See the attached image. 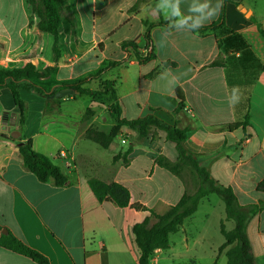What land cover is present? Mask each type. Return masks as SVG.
<instances>
[{"label": "crops", "instance_id": "1", "mask_svg": "<svg viewBox=\"0 0 264 264\" xmlns=\"http://www.w3.org/2000/svg\"><path fill=\"white\" fill-rule=\"evenodd\" d=\"M70 4L56 54L54 38L51 41L38 30L25 0H0V69L29 63L38 70L49 69L47 77L33 79L49 88L88 79L84 86L95 90L114 82L122 119L151 116L187 130L183 141L187 153L217 186L231 188L241 206L264 203V191L259 189L264 180V0L226 3L225 23L233 33L201 36L187 26L152 28L156 57L145 63L122 48L123 42L133 40L146 52L144 21L175 15L181 21L209 25L220 17L223 0H70ZM216 61L223 65H212ZM241 83L250 90V126L245 129L242 110L236 114L231 103L232 90H240ZM22 91L29 95L26 101ZM19 94L27 108L23 126L11 90L0 91V113L5 118L0 124V239L7 230L49 264H139L141 251L133 227L151 216L149 210L163 215L185 193L197 192V171L185 166L178 174L156 163L157 158L178 161L176 143L164 130L154 128L156 133L144 136L136 127L113 122L108 106L92 100L85 107L71 104L84 95L45 98L25 89ZM5 95L11 99L9 105L3 101ZM30 95L35 99L31 103ZM53 99L56 102L51 103ZM91 127L107 134L116 129L109 148L86 137ZM15 131L19 138L12 136ZM29 140L37 152L62 167L68 178L64 186L42 182L25 168L19 147ZM91 178L126 186L130 205L100 202L89 186ZM212 195L202 199L197 211L170 235L168 249L154 252L150 264H216L226 258L218 256L224 242L211 234V212L201 211L205 204L214 209ZM134 203L149 210L134 208ZM225 218L224 209L219 225ZM246 233L255 264H264V209L249 218ZM0 264L39 263L0 244Z\"/></svg>", "mask_w": 264, "mask_h": 264}, {"label": "trees", "instance_id": "2", "mask_svg": "<svg viewBox=\"0 0 264 264\" xmlns=\"http://www.w3.org/2000/svg\"><path fill=\"white\" fill-rule=\"evenodd\" d=\"M228 1L230 0H223L220 17L209 25H196L189 19L178 24L170 25V21L162 17L156 22L144 21L146 26L144 37L147 41L146 52L142 53L140 47L133 40L123 42L122 48L128 53H132L140 63H145L156 57L150 35L152 28L156 26L163 27L167 30L187 26L192 32L201 36L210 33H215L216 36L233 33L225 23V6ZM235 1L239 3L240 0ZM25 3L29 12L37 18L38 30L41 33L49 34L54 38L55 51L56 54H59L57 47L59 43L60 27L66 14L71 12L70 0H25ZM112 65H116V63ZM212 65H223V62L216 61L213 62ZM229 71L231 70L227 68L228 79H230ZM49 72V69L38 70L31 63L23 68H13L8 70L0 69V91L3 88H9L11 90L15 105L19 109L20 125H25L27 112L26 103L21 99L19 94L20 89L37 93L45 98H50V96L54 95L57 91L64 89L74 90L78 95L84 96H94L96 94L110 95L114 101L112 104V110L116 114V119L120 124H125L134 128L136 127L144 136L148 135L153 128L164 130L167 133L168 139L176 143L179 154L178 161L176 163H171L165 161L163 158H157L156 163L165 166L170 171L178 174L185 166L194 168L198 173L200 178V187L198 191L193 194L185 193L178 204L170 208L163 215H158L139 203L131 205L134 208L149 210L151 212L150 217H147L144 222L136 224L132 229L136 238V243L141 251L139 264H150V258L156 250L168 249L170 247V235L178 232L185 219L197 211L200 201L211 194L217 195L222 200L226 214V218L220 223V232L225 241L219 247L218 256L222 255L223 251L230 247L225 254L227 264H255V259L252 255L250 242L246 233V225L252 215L264 209V203L241 206L231 188L217 186L209 172L205 168L200 167L196 159L187 153L183 145V141L187 136V130H180L176 127L167 126L151 116L133 121L122 119L121 108L118 103L114 82H105V90L102 93H97L96 91L85 87L84 84L88 79L75 83L62 84L54 88L45 87L33 82L34 78L47 77ZM102 72L103 70H100L96 76L100 75ZM241 85L240 90H238L239 101L234 104V109L236 114L238 113L239 108L242 110L243 116L241 122L245 129L250 126V90L246 83H241ZM86 137L104 148H109L115 138L113 134H107L96 128H89L86 132ZM19 150L25 168L34 173L40 181H53L56 186H64L67 183L68 178L62 167L52 158L37 152L33 148L31 140L26 143H21ZM118 159L119 157L115 156L114 162L118 161ZM124 162L127 164V156L124 157ZM88 183L100 202L111 201L121 208L130 205L131 193L123 184L117 182L106 183L97 178L89 179ZM259 189L264 191V180L260 183ZM227 222H233L234 228L230 230L227 229ZM0 244L9 250L31 258L39 264H49L46 257L31 249L10 233L2 235Z\"/></svg>", "mask_w": 264, "mask_h": 264}, {"label": "rangeland", "instance_id": "3", "mask_svg": "<svg viewBox=\"0 0 264 264\" xmlns=\"http://www.w3.org/2000/svg\"><path fill=\"white\" fill-rule=\"evenodd\" d=\"M169 21H170V25H172V24H178V23H180V22H182L184 20L181 21V19L179 20L175 15H173ZM46 36H48L49 39H51V41H53V37L51 35L46 34ZM104 90H105V85L104 84H100L99 86L96 87V89L94 91H96L97 93H102V92H104ZM21 94H22V98L26 101V98L29 96V95H27L28 93L22 91ZM30 96H31L30 97L31 100H27L29 103H31L32 100H35L33 98L34 95H30ZM10 100H11L10 97H7L6 95L3 98V101L7 105L10 104ZM55 100L56 99H53V101L51 103L56 102ZM90 100H92L97 105L108 106L109 107L108 114L112 118V121L113 122H118L117 119H116V114L112 110V104L114 103V101H113V99L111 98L110 95H104V94L98 95V94H96L94 96H87V97L86 96H78V101L77 102H71V104H74V105H76L78 107H85L86 105H88L90 103ZM32 108H33V106L31 104L30 109H32ZM0 110L3 111L2 108H0ZM92 112H93L92 109H90L89 112H88V117H90ZM13 117H14V115H9L8 118H9V120H11V119H13ZM4 120H5V118H4ZM91 128H93V127H91ZM97 130H99V129H97ZM153 133H156V132L154 131ZM110 134L115 135L116 134V129H114L112 131V133H110ZM115 143H120V142L118 140H116ZM211 198H212V202H214V205H215V207L213 206L214 209L210 205L205 204L202 207L201 211L203 212V211L208 209L207 211L211 212V218L209 219L211 234H212L213 238L219 239L220 242H224V237L222 236V234L220 232V225H219L220 218L224 214V209H225L224 203L221 200H219L218 196H216V195H212ZM229 224H230V227L234 226L233 222H230ZM226 228L230 230L229 225L227 223H226ZM229 248L230 247H228L226 250H224L222 254H226V252L229 250ZM209 258L205 257L204 260H207ZM212 261H213V258H211V260H209V263H212ZM200 264H206V261L205 262L202 261ZM216 264H227L226 263V258L224 256L221 257L220 260H218V262Z\"/></svg>", "mask_w": 264, "mask_h": 264}, {"label": "water", "instance_id": "4", "mask_svg": "<svg viewBox=\"0 0 264 264\" xmlns=\"http://www.w3.org/2000/svg\"><path fill=\"white\" fill-rule=\"evenodd\" d=\"M242 6V5H241ZM240 6V7H241ZM245 11V9H244ZM74 94H77L76 91L74 90H71V89H64V90H59L57 91L54 95L50 96V98H62V97H66V96H71V95H74ZM12 136L14 138H19L20 136V132L18 131H15ZM3 233L4 234H7V230H3Z\"/></svg>", "mask_w": 264, "mask_h": 264}, {"label": "clouds", "instance_id": "5", "mask_svg": "<svg viewBox=\"0 0 264 264\" xmlns=\"http://www.w3.org/2000/svg\"><path fill=\"white\" fill-rule=\"evenodd\" d=\"M239 101V95H238V90L237 89H233V100H232V104H235Z\"/></svg>", "mask_w": 264, "mask_h": 264}, {"label": "built area", "instance_id": "6", "mask_svg": "<svg viewBox=\"0 0 264 264\" xmlns=\"http://www.w3.org/2000/svg\"><path fill=\"white\" fill-rule=\"evenodd\" d=\"M3 120H4V115L2 113H0V124L3 122ZM62 157H64V156H62Z\"/></svg>", "mask_w": 264, "mask_h": 264}]
</instances>
